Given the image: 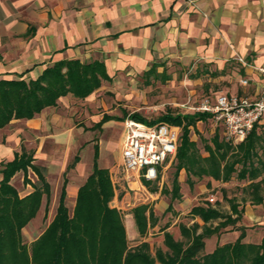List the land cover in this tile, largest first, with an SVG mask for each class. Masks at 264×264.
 I'll use <instances>...</instances> for the list:
<instances>
[{
  "label": "rangeland",
  "instance_id": "374dc122",
  "mask_svg": "<svg viewBox=\"0 0 264 264\" xmlns=\"http://www.w3.org/2000/svg\"><path fill=\"white\" fill-rule=\"evenodd\" d=\"M187 3L194 8L198 7L193 0H187ZM200 11L205 15L204 11ZM238 57L243 58L235 54L234 57L219 60L203 52L185 56L178 42L176 47L166 46L161 49L152 60L143 65H135L127 60L113 68L106 66L111 77L103 79L91 93L78 97L68 92L60 96L55 105L44 108V118L50 123L49 128L31 131L25 126L19 132L21 150L33 152V162L42 168L51 191L46 209V198L42 195L36 214L22 227L23 242L29 245L51 221L63 179L66 178V185H69L73 178L81 176V184L91 172L94 142H98L99 146L98 164L108 169L113 186L110 204L120 211L129 245L146 240L153 255L157 248L167 251L169 248L164 241L165 232H170L174 239L185 242L188 236L182 233L183 225L190 226L193 222H198L197 231L201 230L203 220L190 211L192 206L208 203L223 214H230L235 218L231 200L238 203V208L244 205L240 217L236 219L234 227L232 223H228L204 237L203 252L216 241H233L240 231L235 226H244L243 241L258 242L264 233V198L257 203L253 201V195L255 192L264 194V118L256 126L258 138L255 141L252 161L246 163L247 169L256 173L252 178L248 171L245 177L238 175L241 161L235 162V169L231 171L229 178L222 179L215 178L211 173L189 174L185 168L180 172L176 171L174 157L170 165L161 169L158 179L145 184L146 189L135 182L129 183L133 187L129 189L120 165L119 138L125 116L137 112L147 119H153L165 112L191 113L198 110V105L206 96L213 97L221 91H242L239 81L243 74L240 70L242 61ZM94 58L103 60L105 56L95 48H90L83 60ZM164 122L170 124L168 121ZM18 125L24 126L23 123ZM176 125L181 137L182 125ZM16 126V121H12L3 127L16 130ZM51 133H56L63 140H56ZM189 134L195 142V152L201 156L208 155L205 146L208 144L213 147L215 136L221 142L231 143L233 149L229 150L225 146L227 155L219 160L221 168L227 164L226 159L240 153L239 147L235 146L237 142L232 141L224 126L210 116L198 119L195 125L190 126ZM201 162L208 170H213L209 160ZM22 176L20 171L11 179L20 195L32 189L30 184L23 183ZM28 176L32 181H37L30 168ZM173 180L178 183L174 191L177 195H172L175 194L172 191ZM156 190L160 191L158 196L155 195ZM65 201L72 212L75 199L71 200L66 193ZM139 204L146 205L148 215L147 226L142 234L137 229L132 212ZM149 210L152 211L151 215ZM131 218L133 229L129 224ZM219 220L221 219L216 218L206 223L215 225Z\"/></svg>",
  "mask_w": 264,
  "mask_h": 264
},
{
  "label": "trees",
  "instance_id": "16d2710c",
  "mask_svg": "<svg viewBox=\"0 0 264 264\" xmlns=\"http://www.w3.org/2000/svg\"><path fill=\"white\" fill-rule=\"evenodd\" d=\"M110 77L102 59L81 60L78 57L55 60L35 78L0 77V128L13 118H29L46 106L55 105L57 99L68 92L85 97L103 79ZM129 115L148 123L164 120L182 125L175 154L176 171L185 168L189 174L211 173L215 178L227 179L235 169V162L241 161L238 175L245 177L248 171L251 178L256 176L246 166V163L252 161L258 138L256 123L245 138L235 145L239 147L240 153L226 159L227 164L221 168L219 160L226 157V148L233 149L231 143L221 142L215 136L213 147L208 144L205 146L208 155L201 156L195 152V142L189 134L190 126L195 125L198 119L209 117L208 112H165L153 119H147L137 112ZM98 156L99 146L95 142L92 169L77 188L72 212L65 201L64 178L51 221L29 245L23 242L21 229L36 214L42 195L46 198V209L51 194L50 184L42 168L33 162L32 151L22 149L15 152L12 159L0 162V264H264V233L258 242L243 241L244 226H235L240 231L233 241L217 243L211 251L203 252L204 237L228 223H232L234 227L244 209L243 205L238 208L235 200H231L235 218L230 214H223L208 203L192 206L190 211L203 220L201 230L197 231L198 222H193L190 226L183 225L182 233L188 236L185 242L174 239L170 232H165L164 241L169 248L167 251L157 248L153 255L146 240L129 245L120 211L110 204L113 186L108 169L98 164ZM201 160H209L213 170H208L201 164ZM29 168L35 173L37 181H32L28 176ZM19 170L23 173V183L32 186L23 195L19 194L11 182V177ZM177 187L178 183L173 180V193ZM263 198L264 194L260 192L253 195V201L257 203ZM132 212L137 229L142 234L147 226L146 205L139 204ZM151 214L152 211L149 210V215ZM216 218L221 219L217 224L206 223Z\"/></svg>",
  "mask_w": 264,
  "mask_h": 264
},
{
  "label": "crops",
  "instance_id": "0c3cea01",
  "mask_svg": "<svg viewBox=\"0 0 264 264\" xmlns=\"http://www.w3.org/2000/svg\"><path fill=\"white\" fill-rule=\"evenodd\" d=\"M193 1L197 8L187 0H0V77L35 78L55 60H83L90 48L105 56L108 68L127 60L143 65L161 49L176 47L180 42L185 56L197 52L219 60L235 54L243 56L240 78L251 80L248 85L240 82L242 91L231 92L253 94L259 77L254 66L264 65V0ZM44 108L32 117L11 119V123L16 121V130L0 128V162L21 151L20 129L50 127ZM22 123L24 126L18 125ZM121 135L122 130L119 142ZM80 177L66 185L71 200L76 197ZM129 224L133 229L132 218ZM216 242L209 247L205 243V252L211 251Z\"/></svg>",
  "mask_w": 264,
  "mask_h": 264
},
{
  "label": "built area",
  "instance_id": "2783aa9c",
  "mask_svg": "<svg viewBox=\"0 0 264 264\" xmlns=\"http://www.w3.org/2000/svg\"><path fill=\"white\" fill-rule=\"evenodd\" d=\"M238 58L245 63L242 57ZM254 67L259 77L255 80L253 94L221 91L213 97H204L198 105V110L208 112L210 117L224 126L228 137L234 142L243 140L254 124L264 118V65ZM250 80L247 76L240 78L243 85H248ZM179 140V127L176 124L164 121L148 123L130 115L125 116L120 165L129 189H133L130 184L134 182L146 189L147 182L158 179L162 167L174 159Z\"/></svg>",
  "mask_w": 264,
  "mask_h": 264
}]
</instances>
